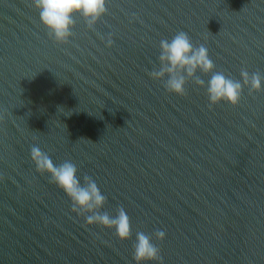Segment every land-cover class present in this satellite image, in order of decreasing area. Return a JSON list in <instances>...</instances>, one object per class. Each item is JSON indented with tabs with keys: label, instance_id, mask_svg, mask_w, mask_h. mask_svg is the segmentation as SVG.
<instances>
[{
	"label": "water",
	"instance_id": "95a60500",
	"mask_svg": "<svg viewBox=\"0 0 264 264\" xmlns=\"http://www.w3.org/2000/svg\"><path fill=\"white\" fill-rule=\"evenodd\" d=\"M30 4L0 0V264H136V231L157 229L164 264H264V91L210 109L194 80L179 96L149 75L181 30L217 71L264 73V0H109L95 31L75 16L65 44ZM33 145L92 176L132 238L85 227Z\"/></svg>",
	"mask_w": 264,
	"mask_h": 264
},
{
	"label": "clouds",
	"instance_id": "9594fccd",
	"mask_svg": "<svg viewBox=\"0 0 264 264\" xmlns=\"http://www.w3.org/2000/svg\"><path fill=\"white\" fill-rule=\"evenodd\" d=\"M108 2L109 0H31L30 6L39 11L40 21L47 28L48 36L57 43L65 44L75 35L74 17L77 14L83 18L89 29L95 31L98 22L109 12ZM113 36L114 33H110L105 41L108 47L115 43ZM101 39L104 40L105 37L101 36ZM159 48V67L151 70L149 75L160 81L170 94L187 96L189 93L186 85L189 80H194L195 84L206 88L208 107L211 109L221 102L239 106L245 87L250 95L264 91V73L259 70L249 72L247 67H243L240 70L241 82L223 71H217L208 48L203 44L195 46L185 31H178L170 40L161 39ZM198 72L211 73V78L205 81ZM4 119V115L0 114V122ZM30 154L36 171L42 175L50 174L49 182L67 194L71 201V211L84 219L85 227L99 225L113 229L114 234L121 240L132 238L131 217L122 205L117 207L116 215L103 210L108 198L92 176L85 174L81 180L78 166L74 162L65 160L56 164L37 145L31 147ZM3 179L4 176L0 175V181ZM135 236L133 259L136 264H164L162 250L153 242V236L163 241L166 238L165 231L157 229L149 234L137 230Z\"/></svg>",
	"mask_w": 264,
	"mask_h": 264
}]
</instances>
